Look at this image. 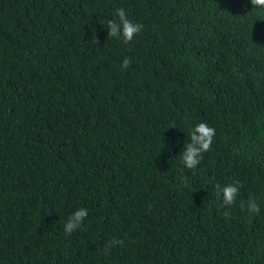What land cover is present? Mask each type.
<instances>
[{
    "label": "trees",
    "instance_id": "obj_1",
    "mask_svg": "<svg viewBox=\"0 0 264 264\" xmlns=\"http://www.w3.org/2000/svg\"><path fill=\"white\" fill-rule=\"evenodd\" d=\"M117 8L144 26L129 44L107 37ZM251 9L0 0V264H264V20ZM198 122L215 135L184 169ZM236 181L222 209L217 185ZM250 197L260 214L239 207Z\"/></svg>",
    "mask_w": 264,
    "mask_h": 264
},
{
    "label": "clouds",
    "instance_id": "obj_2",
    "mask_svg": "<svg viewBox=\"0 0 264 264\" xmlns=\"http://www.w3.org/2000/svg\"><path fill=\"white\" fill-rule=\"evenodd\" d=\"M252 5L250 19L253 21L264 20V0H248ZM115 18L107 21V37L119 40L123 44H129L133 37L143 29V24L135 22L128 18V14L124 8H117L114 14ZM253 27V25H252ZM131 61L125 57L122 60L121 68H127ZM215 128L209 126L205 122H198L191 126L188 136L189 141L183 144V151L180 152V164L184 169L193 170L198 167L203 157L212 144L215 135ZM240 182L226 183L223 186L217 185L219 193V204L222 209L237 203L240 194ZM239 207L251 214H260L261 206L254 198H249L247 202H240ZM88 208L79 207L73 210L67 217L63 231L65 235H71L78 229H81L87 216ZM224 214L229 215L228 211ZM112 244L122 243L119 240H113Z\"/></svg>",
    "mask_w": 264,
    "mask_h": 264
}]
</instances>
